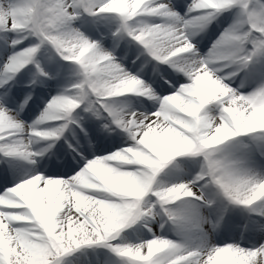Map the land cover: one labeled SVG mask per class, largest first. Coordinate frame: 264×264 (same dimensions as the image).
I'll return each mask as SVG.
<instances>
[{"label": "snow or ice", "instance_id": "snow-or-ice-1", "mask_svg": "<svg viewBox=\"0 0 264 264\" xmlns=\"http://www.w3.org/2000/svg\"><path fill=\"white\" fill-rule=\"evenodd\" d=\"M0 264H264V0H0Z\"/></svg>", "mask_w": 264, "mask_h": 264}]
</instances>
